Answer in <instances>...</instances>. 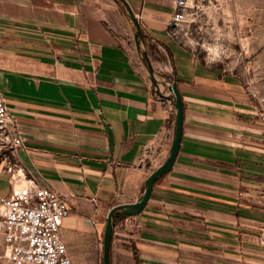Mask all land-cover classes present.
Returning <instances> with one entry per match:
<instances>
[{
  "label": "crops",
  "instance_id": "crops-1",
  "mask_svg": "<svg viewBox=\"0 0 264 264\" xmlns=\"http://www.w3.org/2000/svg\"><path fill=\"white\" fill-rule=\"evenodd\" d=\"M126 2L140 34L122 0H0V93L28 147L19 164L67 200L73 264H103L110 208L142 195L176 132L147 56L178 87L182 134L144 208L114 218L110 264H264V110L244 74L177 38L176 0Z\"/></svg>",
  "mask_w": 264,
  "mask_h": 264
},
{
  "label": "built area",
  "instance_id": "built-area-1",
  "mask_svg": "<svg viewBox=\"0 0 264 264\" xmlns=\"http://www.w3.org/2000/svg\"><path fill=\"white\" fill-rule=\"evenodd\" d=\"M185 7L187 0H176L170 21L173 27L183 20ZM172 84L152 73L156 95L172 96ZM166 99L174 103V97ZM19 149L28 151L0 93V161H6L4 169L10 178V191L0 199V260L6 264H73L60 232L63 218L70 211L69 204L56 189L26 173L17 160ZM260 242L264 245V225Z\"/></svg>",
  "mask_w": 264,
  "mask_h": 264
},
{
  "label": "rangeland",
  "instance_id": "rangeland-1",
  "mask_svg": "<svg viewBox=\"0 0 264 264\" xmlns=\"http://www.w3.org/2000/svg\"><path fill=\"white\" fill-rule=\"evenodd\" d=\"M177 38L202 57L244 74L264 110V0H187Z\"/></svg>",
  "mask_w": 264,
  "mask_h": 264
},
{
  "label": "water",
  "instance_id": "water-1",
  "mask_svg": "<svg viewBox=\"0 0 264 264\" xmlns=\"http://www.w3.org/2000/svg\"><path fill=\"white\" fill-rule=\"evenodd\" d=\"M122 1L126 5L128 12L132 16V20L138 29V34H140L137 18L134 15H132V11L130 7L128 6L126 0H122ZM145 58L147 60L150 73H153V68L150 64V61L148 60L147 56H145ZM169 89L172 92V96H164V97L166 98L174 97V105L176 107V112H177L176 132L172 140L169 155L166 158V160L162 164H160L157 168H155L151 172V174L148 176L146 180V187L142 195L136 201L125 203V204H117L110 208L108 215H107V222H106L104 238H103V264H110L109 249H110V244H111L112 230L114 226V218L120 215H132V214L139 213L146 205L152 193L155 180L159 176L167 173L170 170L175 160V157L177 155L179 145H180V138L182 134V127H183V103H182V97L178 90L177 85L173 83L171 86H169Z\"/></svg>",
  "mask_w": 264,
  "mask_h": 264
}]
</instances>
